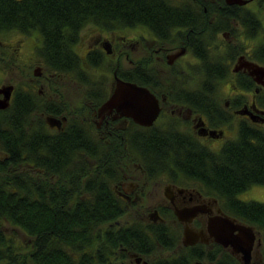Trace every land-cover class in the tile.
Instances as JSON below:
<instances>
[{
	"label": "flooded vegetation",
	"instance_id": "af4514ba",
	"mask_svg": "<svg viewBox=\"0 0 264 264\" xmlns=\"http://www.w3.org/2000/svg\"><path fill=\"white\" fill-rule=\"evenodd\" d=\"M11 33L15 44L0 41V87H11L0 109L2 168L69 209L90 197V179L107 189L114 217L98 231L101 247L84 245L89 264H215L224 254L243 264L211 234L225 218L251 227L247 264H264V224L238 216L178 165L148 163L153 137L195 140L218 155L248 126L264 130V70L255 66H264V0H148L146 25L85 23L69 47L75 60L59 69L39 36ZM138 60L158 105L150 125L106 105L117 79L137 83ZM247 189L259 200L243 199ZM247 189L236 199L264 204V180Z\"/></svg>",
	"mask_w": 264,
	"mask_h": 264
},
{
	"label": "trees",
	"instance_id": "16d2710c",
	"mask_svg": "<svg viewBox=\"0 0 264 264\" xmlns=\"http://www.w3.org/2000/svg\"><path fill=\"white\" fill-rule=\"evenodd\" d=\"M147 20L148 0H0V37L10 32L39 36L46 62L57 69L75 60L69 47L85 23L146 25ZM1 53L0 48V57ZM260 59L264 61V55ZM141 65L144 67V62L138 60L132 80L148 86L139 75ZM2 69L0 62V72ZM211 78L205 76L203 84ZM3 116L0 111V119ZM3 132L0 128V135ZM239 135L237 142L218 155L196 145L195 140L153 137L148 141V163L178 165L203 191L229 201L225 205L238 216L264 224V204L235 197L264 180V130L248 126ZM89 181L86 189L90 197L69 209L51 193L45 196L35 190L29 181L11 178L0 162V264H89L84 245L95 240L101 247L98 231L114 217L112 195L92 183L93 179ZM76 253L79 256L75 257ZM215 264L239 263L224 254Z\"/></svg>",
	"mask_w": 264,
	"mask_h": 264
},
{
	"label": "water",
	"instance_id": "95a60500",
	"mask_svg": "<svg viewBox=\"0 0 264 264\" xmlns=\"http://www.w3.org/2000/svg\"><path fill=\"white\" fill-rule=\"evenodd\" d=\"M255 66L264 70V66ZM10 90V86L0 87V94L4 93V97L0 98V109L7 106ZM114 103L122 109L128 110L130 116L143 125H150L158 112L155 97L148 91V88L135 82L117 79L116 88L106 101V105ZM218 224L216 229L211 232L215 240L223 246H230L234 252H241L243 264H247L254 240L251 227L234 223L227 218L222 219ZM235 231L236 234L233 233ZM189 236L190 234L185 230V237L189 239ZM184 243H192V241L185 240Z\"/></svg>",
	"mask_w": 264,
	"mask_h": 264
},
{
	"label": "rangeland",
	"instance_id": "374dc122",
	"mask_svg": "<svg viewBox=\"0 0 264 264\" xmlns=\"http://www.w3.org/2000/svg\"><path fill=\"white\" fill-rule=\"evenodd\" d=\"M15 33H11V35H9L8 37L7 36H2V37H0V41L1 40H5V41H7V40H9L10 42H13V44H15L16 43V41H17V39H18V37H17V35H14ZM19 40V39H18ZM24 66H15V68H11V70L14 72V73H17V70L18 69H20V68H23ZM2 71V70H1ZM3 73V72H2ZM3 75V77L5 76V74H2ZM0 76H1V74H0ZM2 77V76H1ZM255 192L256 191H251V189H247V190H245L244 192H242L241 193V197L243 198V199H248V198H256V199H258V194H255ZM259 200V199H258ZM18 238H21V236L20 235H18Z\"/></svg>",
	"mask_w": 264,
	"mask_h": 264
}]
</instances>
